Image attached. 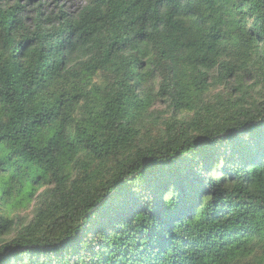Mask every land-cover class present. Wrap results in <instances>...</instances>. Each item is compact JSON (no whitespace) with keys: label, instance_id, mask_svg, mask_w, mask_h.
<instances>
[{"label":"trees","instance_id":"trees-1","mask_svg":"<svg viewBox=\"0 0 264 264\" xmlns=\"http://www.w3.org/2000/svg\"><path fill=\"white\" fill-rule=\"evenodd\" d=\"M0 1V264H264V0Z\"/></svg>","mask_w":264,"mask_h":264},{"label":"rangeland","instance_id":"rangeland-1","mask_svg":"<svg viewBox=\"0 0 264 264\" xmlns=\"http://www.w3.org/2000/svg\"><path fill=\"white\" fill-rule=\"evenodd\" d=\"M3 3H7L8 5H14L16 2H19L20 5L25 6L26 10H31L32 5L27 3V0H0ZM44 7L47 10H52L56 6L63 5L65 8H69V10H75L82 6L86 0H41Z\"/></svg>","mask_w":264,"mask_h":264}]
</instances>
